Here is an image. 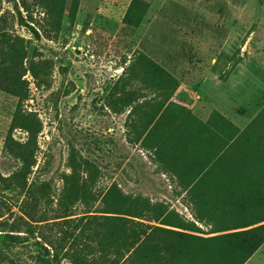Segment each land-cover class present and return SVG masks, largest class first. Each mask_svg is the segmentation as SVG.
<instances>
[{
	"label": "rangeland",
	"instance_id": "1",
	"mask_svg": "<svg viewBox=\"0 0 264 264\" xmlns=\"http://www.w3.org/2000/svg\"><path fill=\"white\" fill-rule=\"evenodd\" d=\"M2 1L13 47L37 73L35 78L29 68L24 76L31 90L26 107L44 124L38 163L14 210L41 226L93 213L116 181L125 193L167 202L195 220L182 179L154 150L134 143L148 118L166 109L158 138L168 141L180 117L187 130L199 119L198 128L207 131L206 141L218 151L220 181L248 192L252 205L259 203L264 0ZM113 93L138 97L135 106L117 112ZM17 104L18 97L0 90V170L5 174L17 165L4 154ZM237 113L245 117V128L234 121ZM14 134L27 137L20 129ZM190 161L186 173L196 167ZM53 228L56 233L59 227ZM9 231L0 224V264H39L35 237L12 241ZM245 264H264V244Z\"/></svg>",
	"mask_w": 264,
	"mask_h": 264
},
{
	"label": "trees",
	"instance_id": "2",
	"mask_svg": "<svg viewBox=\"0 0 264 264\" xmlns=\"http://www.w3.org/2000/svg\"><path fill=\"white\" fill-rule=\"evenodd\" d=\"M2 2L0 0V90L18 97L4 143L5 156L13 158L17 165L7 174L0 170V224L10 227L7 236L20 242L35 237L39 248L35 258L39 264H65V261L69 264H245L264 244V191L254 206L248 192L233 183L220 181L218 151L214 152L212 143L206 141L207 131L198 128L203 124L199 119L195 118L196 125L192 124L187 130L182 125L185 119L180 117L179 132L174 129L168 141L158 138V128L167 109L159 116L155 113L148 118L147 127L134 143L140 142L142 147L154 150L161 162L182 179L195 220L167 202L125 193L116 181L93 213L41 226L14 210L38 163L39 135L44 124L35 111L26 107L31 90L24 76L29 68L35 78L37 73L32 61L27 67V56L13 47L11 35L3 24ZM23 4L27 7L25 1ZM111 97L112 108L117 112L135 106L138 98L116 97L114 93ZM17 129L25 131L27 137L17 138L14 134ZM228 143L225 139L226 151L230 147ZM190 158L196 162V167L186 173ZM175 192L181 194V191ZM55 226L59 227L56 233ZM43 227L51 230L45 232Z\"/></svg>",
	"mask_w": 264,
	"mask_h": 264
},
{
	"label": "crops",
	"instance_id": "3",
	"mask_svg": "<svg viewBox=\"0 0 264 264\" xmlns=\"http://www.w3.org/2000/svg\"><path fill=\"white\" fill-rule=\"evenodd\" d=\"M176 101H178V98H176V96L174 97ZM180 102V101H178ZM256 115V114H255ZM244 119L245 117L243 116L242 113H237L235 116H234V121L241 127V128H245V124H244Z\"/></svg>",
	"mask_w": 264,
	"mask_h": 264
}]
</instances>
